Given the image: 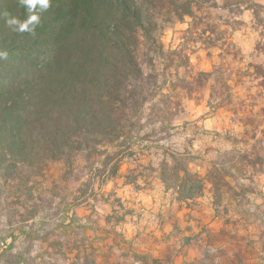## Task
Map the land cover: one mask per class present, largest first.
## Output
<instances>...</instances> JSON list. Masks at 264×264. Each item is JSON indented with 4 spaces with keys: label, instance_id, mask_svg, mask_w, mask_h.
I'll use <instances>...</instances> for the list:
<instances>
[{
    "label": "rangeland",
    "instance_id": "rangeland-1",
    "mask_svg": "<svg viewBox=\"0 0 264 264\" xmlns=\"http://www.w3.org/2000/svg\"><path fill=\"white\" fill-rule=\"evenodd\" d=\"M184 1L195 18L179 21ZM221 2L156 0L174 19L157 33L168 55L137 34L145 80L134 91L121 144L50 161L39 176L26 173L27 184L0 178V264H134L132 240L157 239L159 228L170 230L177 252L191 245L190 235L206 239L211 247L194 259L198 264H264V76L256 69L264 70V22L250 10H223ZM215 70L216 78L201 75ZM165 150L190 154L212 209L199 197L179 203L166 192L157 178ZM120 177L128 194L117 191ZM131 190H154L157 205L122 212ZM120 221L136 222V233L122 237ZM174 256L173 264L190 263L183 262L187 250Z\"/></svg>",
    "mask_w": 264,
    "mask_h": 264
},
{
    "label": "trees",
    "instance_id": "trees-1",
    "mask_svg": "<svg viewBox=\"0 0 264 264\" xmlns=\"http://www.w3.org/2000/svg\"><path fill=\"white\" fill-rule=\"evenodd\" d=\"M221 3L223 10H250L256 23L264 22V6L256 0ZM180 5L175 19L195 18L190 1ZM37 11L41 20L35 34L14 31L0 16V52L8 54L0 59V178L22 184L29 181L26 173L39 176L50 161L69 162L79 151L122 143L137 103L134 91L145 80L137 34L166 56L157 33L174 21L157 10L156 0H51L46 11ZM0 13L20 20L28 14L20 0H0ZM220 72L201 75L216 78ZM191 162L189 153L163 151L159 179L179 203L205 190L207 180L191 170ZM117 171L115 165L109 177Z\"/></svg>",
    "mask_w": 264,
    "mask_h": 264
},
{
    "label": "crops",
    "instance_id": "crops-1",
    "mask_svg": "<svg viewBox=\"0 0 264 264\" xmlns=\"http://www.w3.org/2000/svg\"><path fill=\"white\" fill-rule=\"evenodd\" d=\"M123 181V177H120ZM158 180L159 177H157ZM161 182V181H160ZM162 185V183H161ZM120 188L117 189L118 192H125V194H128V187L129 184H126L124 181L119 184ZM132 189V188H130ZM147 193L149 195H147ZM154 195V190L153 191H146V194L143 193L142 190H131V200L125 202V198H122V206L121 209L123 210L122 212H126L129 208L136 209L139 206H144V207H152L156 206L157 203H154L152 201V196ZM174 201V200H173ZM200 203V205L203 208H211L213 206L212 203V194H204L203 196L199 197L197 199ZM207 206V207H206ZM113 211V209H111ZM163 217V216H162ZM164 222V221H163ZM197 221H194L193 219L190 221V223H196ZM198 223V222H197ZM128 223L126 221L117 224L115 226L116 229H119V231L122 233V237L125 239L127 238V232L132 233L133 231L136 233L138 229V225L135 223ZM168 224L165 223L163 228H166ZM152 229H155L154 227ZM159 232L160 234H158ZM192 233V232H191ZM185 234V235H190ZM134 234V233H133ZM140 234L141 233H137ZM136 235V234H135ZM155 235H157V239L153 238V240L149 242H140V239L134 238L131 242V245H129V250H131L132 255H134V259L132 262L134 264H173L172 263V258H175V254L178 256L183 250L188 251V256L183 257V262L184 261H189V264H198L195 262L194 259H198L199 256H201L202 250L211 247V244L208 243V241L205 239L200 238H195L194 235H190V238L188 241L191 242V245H182V251L177 252L176 249V244L179 243H173L172 242V234H170V230H167L164 232V230H160V228L155 231ZM189 237V236H188ZM208 245V246H207ZM178 248V247H177ZM177 258V257H176ZM184 264H186L184 262ZM202 264V263H201Z\"/></svg>",
    "mask_w": 264,
    "mask_h": 264
},
{
    "label": "clouds",
    "instance_id": "clouds-1",
    "mask_svg": "<svg viewBox=\"0 0 264 264\" xmlns=\"http://www.w3.org/2000/svg\"><path fill=\"white\" fill-rule=\"evenodd\" d=\"M20 3L25 7L27 16L24 20L17 17H8L7 13H0V16L5 17V22L19 33L35 34L36 26L39 25L41 16L40 12L46 11L50 7L51 0H20ZM7 52H0V59H7Z\"/></svg>",
    "mask_w": 264,
    "mask_h": 264
}]
</instances>
